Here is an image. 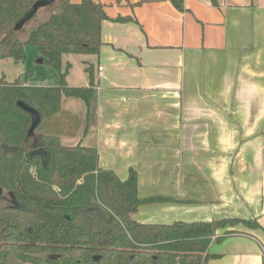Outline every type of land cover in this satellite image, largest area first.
<instances>
[{
    "label": "crops",
    "instance_id": "0c3cea01",
    "mask_svg": "<svg viewBox=\"0 0 264 264\" xmlns=\"http://www.w3.org/2000/svg\"><path fill=\"white\" fill-rule=\"evenodd\" d=\"M94 1L112 19L100 54L62 59L66 84L93 80V96L63 97L37 134L96 149L121 180L134 170L139 199H159L139 207L141 224L257 220L255 232L218 230L205 264H263L264 0ZM32 48L39 67L0 60L6 81L58 86Z\"/></svg>",
    "mask_w": 264,
    "mask_h": 264
},
{
    "label": "trees",
    "instance_id": "16d2710c",
    "mask_svg": "<svg viewBox=\"0 0 264 264\" xmlns=\"http://www.w3.org/2000/svg\"><path fill=\"white\" fill-rule=\"evenodd\" d=\"M35 1L0 0V60L20 63L25 48L36 47L42 64L59 72L60 84L23 86L0 72V252L33 264H205L213 258V238L229 223L262 229L257 220L241 219L141 224L133 217L139 207L159 199H139L134 170L121 180L101 169L94 148L66 147L57 137L37 133L28 138L32 118L19 102L42 119L60 111L63 97L89 104L94 81L87 88L69 87L63 55H99L102 25L112 20L100 2L57 0L56 12L22 39L15 25ZM40 148L48 154L46 167L40 157L29 156ZM235 233L227 230L226 236ZM52 254L61 258L50 260Z\"/></svg>",
    "mask_w": 264,
    "mask_h": 264
},
{
    "label": "rangeland",
    "instance_id": "374dc122",
    "mask_svg": "<svg viewBox=\"0 0 264 264\" xmlns=\"http://www.w3.org/2000/svg\"><path fill=\"white\" fill-rule=\"evenodd\" d=\"M57 9V3H54L53 5L42 8L38 11V13L33 17L31 21H29L22 30L19 31V37L22 39H26L30 32H32L35 28H37L40 24H42L51 14L55 13ZM36 50L30 46H27L25 48V55L26 59L21 64H26V66L31 69L35 67H39L40 65L36 63L35 59ZM13 62V61H12ZM14 63V62H13ZM45 66L46 65H42ZM44 69V68H40ZM30 72V70H29ZM9 80V78H7ZM37 133V130H36ZM229 232H242L244 231H258L260 229H257L254 227V225H244L242 223L240 224H233L229 223L226 228ZM226 234V233H224ZM0 264H24L21 260H19L13 253H3L0 252ZM33 264V263H30Z\"/></svg>",
    "mask_w": 264,
    "mask_h": 264
},
{
    "label": "water",
    "instance_id": "95a60500",
    "mask_svg": "<svg viewBox=\"0 0 264 264\" xmlns=\"http://www.w3.org/2000/svg\"><path fill=\"white\" fill-rule=\"evenodd\" d=\"M56 1L57 0H36L33 6L22 16L20 21L15 25V30L16 31L22 30L24 26L33 19V17L38 13L40 9L49 7L53 5L54 3H56ZM38 63L40 64L43 63V60L38 59ZM18 106L31 116L32 124L28 131V138L34 137L36 130L42 121L41 115L35 108L28 106L23 102H19ZM29 156L30 157H33V156L40 157L42 160L43 166L46 167L48 163V154L45 149L43 148L36 149L32 151L29 154ZM0 194H2V189H0ZM60 258H61L60 255H55V254L49 255V259L53 261H56Z\"/></svg>",
    "mask_w": 264,
    "mask_h": 264
},
{
    "label": "built area",
    "instance_id": "2783aa9c",
    "mask_svg": "<svg viewBox=\"0 0 264 264\" xmlns=\"http://www.w3.org/2000/svg\"><path fill=\"white\" fill-rule=\"evenodd\" d=\"M99 71L102 72V71H103V67H100V68H99Z\"/></svg>",
    "mask_w": 264,
    "mask_h": 264
}]
</instances>
